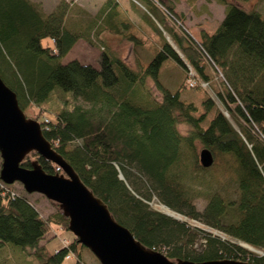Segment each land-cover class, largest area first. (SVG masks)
<instances>
[{
  "label": "trees",
  "instance_id": "obj_1",
  "mask_svg": "<svg viewBox=\"0 0 264 264\" xmlns=\"http://www.w3.org/2000/svg\"><path fill=\"white\" fill-rule=\"evenodd\" d=\"M127 1L149 29L129 19L119 0H105L94 13L66 0L50 11L36 0H0V76L23 110L37 107L53 148L145 246L171 260L264 264V16L220 0L225 16L218 28L197 38L167 0ZM106 32L146 50L145 61L129 65ZM81 39L102 46L98 66L64 62ZM58 96L59 109L52 105ZM200 146L214 155L210 167L200 163ZM33 161L63 172L36 151L21 165ZM153 199L180 217L154 208ZM53 203L44 217L0 178V263L12 244L41 264H62L71 254L75 264H87L74 235L61 248L41 243V233L55 225L70 231Z\"/></svg>",
  "mask_w": 264,
  "mask_h": 264
},
{
  "label": "water",
  "instance_id": "obj_2",
  "mask_svg": "<svg viewBox=\"0 0 264 264\" xmlns=\"http://www.w3.org/2000/svg\"><path fill=\"white\" fill-rule=\"evenodd\" d=\"M31 151L56 163L63 172L48 173L38 161H33L31 168L23 167L21 162ZM0 155L1 180L6 184L20 182L27 192L42 193L57 202L69 218V230L102 264H257L231 258L171 260L162 251L145 246L128 227L115 219L108 205L53 148L43 133L41 122L26 115L17 93L1 76ZM199 160L204 167H210L214 163V155L210 149L202 148ZM252 250L260 252L255 248Z\"/></svg>",
  "mask_w": 264,
  "mask_h": 264
},
{
  "label": "rangeland",
  "instance_id": "obj_3",
  "mask_svg": "<svg viewBox=\"0 0 264 264\" xmlns=\"http://www.w3.org/2000/svg\"><path fill=\"white\" fill-rule=\"evenodd\" d=\"M36 1H38L41 4L42 8L45 11H50L55 7V5L59 0H36ZM66 1L69 2L72 1L78 3L81 6H84L83 8H85L86 10L90 11L91 13H94L97 9L101 7V5L105 0H66ZM119 1L120 3H122V6L125 7L126 16L129 17V19L133 20L134 22L142 23L146 25L147 29H149L147 24L143 22L140 13L131 7L129 1L127 0H119ZM167 1L170 2L175 7V9L184 16L186 28L189 29L191 34H193L194 37L197 38H200L203 30L209 33L215 32V30L218 28L219 24L221 23L222 19L225 16V5L220 0H167ZM229 1L236 2L239 5H241L243 8L248 10L257 9L264 16V0H229ZM104 38L109 43L110 47L113 48L117 52V54H119L132 67L138 66L136 58H140L142 61H145L147 56L146 50L139 48L132 50L131 44L129 42L125 40H121L119 37L110 34L108 32H106ZM102 51H103L102 46H95L81 39L78 40L71 48V50L67 53L64 62H68L71 59H78L83 63H90L95 66H98ZM147 81L152 89V92L155 95L157 94L158 97H160L161 94H159V91L156 89L152 79L148 78ZM170 88L174 90L176 86ZM213 95L214 94H212V96ZM189 96L190 94H188V92H185L182 97L188 98ZM213 97L216 98L215 96ZM63 101H64L63 98L58 96V98L53 101L52 105L54 106V108L59 109L60 102ZM49 102L51 103L52 100ZM77 102L87 106V104L82 99H78ZM24 111L28 117L35 118L37 115V107L33 104H30ZM49 114L50 113L48 112L45 113L43 112L42 118L45 119L50 118V115L52 116V113L50 115ZM179 128L181 131L187 132L189 126L186 124H180ZM201 148L202 146L199 147V150ZM1 166H2V157L0 155V169ZM12 188L18 194L26 196L29 199V201L34 205V207L37 210H39V212L44 217L50 215L56 208L55 204L51 199L47 198L42 193L27 192L26 189L24 188V185L20 182L13 183ZM150 203L154 208L160 209L162 211L166 210L165 212H167L168 210L167 208H165L164 205L159 203L156 199H153V201H151ZM195 203L197 207L201 209L205 205V200L202 198L196 199ZM170 211L174 212L172 210ZM174 214H176V216H179V214H177L176 212ZM195 224L204 227L203 224L202 225L198 223ZM205 228L207 227L205 226ZM207 229L213 231V229L211 228H207ZM217 232L222 237H228L220 231ZM73 235L74 234L71 231H66L55 225L52 229V232L46 234L41 233L40 236L42 237L44 236L41 243H48L49 246L52 248L53 247L61 248L63 245H68L72 242ZM234 241L239 243L238 240H234ZM7 249L9 250L10 253L9 260L5 263H0V264H41L37 259H35L31 255L26 254L24 250L18 246L10 244L7 246ZM78 250L80 251V255L82 259L87 264H102L99 261V259L96 257V255L88 247L86 246L83 247L79 245ZM75 263H76V259L74 258V255L71 254L68 256V258H65L62 264H75Z\"/></svg>",
  "mask_w": 264,
  "mask_h": 264
},
{
  "label": "bare ground",
  "instance_id": "obj_4",
  "mask_svg": "<svg viewBox=\"0 0 264 264\" xmlns=\"http://www.w3.org/2000/svg\"><path fill=\"white\" fill-rule=\"evenodd\" d=\"M165 208H167V207H165ZM167 209H168V208H167ZM168 210H169V209H168ZM168 210H167L168 213H172L173 215H175V217H177L176 214H174L175 212H171L170 210H169V211H168ZM165 211H166V210H165Z\"/></svg>",
  "mask_w": 264,
  "mask_h": 264
}]
</instances>
